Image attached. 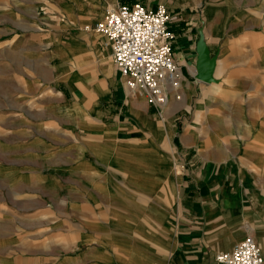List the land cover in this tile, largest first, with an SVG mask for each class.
Masks as SVG:
<instances>
[{
  "label": "crops",
  "instance_id": "obj_1",
  "mask_svg": "<svg viewBox=\"0 0 264 264\" xmlns=\"http://www.w3.org/2000/svg\"><path fill=\"white\" fill-rule=\"evenodd\" d=\"M129 1L153 9L164 4L171 14L183 100L168 111L169 123L185 117L190 102L192 127L206 111V120L226 129L222 140L198 135L201 146H191L200 151L209 141L219 161L237 141L246 162L237 169L230 162L197 172L188 168L181 182L169 172L171 194L158 213L159 219L165 216L173 203L176 231L167 264H219L218 252L248 237L264 255V0ZM115 6L116 0H0V180L7 184L0 192L5 189L6 198L13 190L29 200L33 195L22 193L23 186L49 183L67 190L64 205L70 209L96 207L98 196L112 199L115 174L133 173L134 156L123 154L131 162L123 164L118 151L164 149L167 130L145 95L127 88L106 37L85 29ZM42 8L45 16L39 15ZM200 28L211 56H217L211 83L195 77ZM253 34L260 46L253 44ZM254 47L257 55L248 56ZM236 127L243 129L237 133ZM223 142L229 148L221 149ZM150 155H142L146 179L136 186L155 199L160 183L147 179ZM39 168L52 171L47 181L38 178ZM59 174L66 176L62 184Z\"/></svg>",
  "mask_w": 264,
  "mask_h": 264
},
{
  "label": "rangeland",
  "instance_id": "obj_2",
  "mask_svg": "<svg viewBox=\"0 0 264 264\" xmlns=\"http://www.w3.org/2000/svg\"><path fill=\"white\" fill-rule=\"evenodd\" d=\"M39 15H46L45 8L40 9ZM256 36L258 34H253L251 40L255 46L256 44L260 46L261 41ZM256 49L257 47H254L247 51L248 56L257 55ZM178 65L181 81V67ZM181 84L182 82L179 83L174 100L171 98V92L168 93V101L164 107L157 109L150 105L159 125L165 126L168 139L167 142H163L164 149L161 151L152 147L145 148L146 152H151L150 157L161 158L158 163H155L157 161L154 157L150 158L153 162L150 161L151 174L147 178L160 183L157 198H145L143 191L136 186L137 181L146 179L141 170L142 155L145 152L141 146L134 152L123 150L116 153L119 161L123 159L125 162L123 164L131 163L128 157L124 158L125 155L130 153L134 156L133 173L119 176L115 174L118 180L110 181L112 199L104 200L98 196L100 201L96 207L86 205L78 211L70 209L64 205V197L68 196L67 190L57 191L49 183L36 187L27 184L23 186L22 193L30 192L33 195L29 200L26 196L21 198L13 190L9 191V198H6L8 192L4 189L0 192V264H167L176 231L173 203L166 208L165 216L161 215L160 219L158 212L171 194L169 172H172L173 176L175 173L179 174L181 182V176L188 168H194L197 172L207 166L218 168L220 162L224 167L230 162L229 166L236 169L240 165H246L241 154L244 150L239 142H232V150H221L224 154L220 156L219 161L212 155L214 145L209 141L203 144L200 151L191 146H201L198 135L207 140L210 134H214L222 140L223 135H226V129L213 125L215 122L211 123V120H206L204 116L206 111H201L203 117L199 118V125L196 128L192 127L194 109L191 110L193 105H190V102L187 104V115L169 123L168 111L172 109L174 103L183 100L180 93ZM221 89H218L219 93L223 92ZM208 121L210 125L207 124ZM240 128L232 130L238 133ZM251 131L250 128L246 130L248 134H251ZM160 134L162 138L164 132ZM219 146L224 149L229 148L230 144L223 142ZM152 150L157 153H153ZM3 162L4 160H0V163ZM171 162L174 164L171 165L172 168ZM119 163L115 164L118 166ZM39 171L38 178L41 181L45 182L50 178L52 171L42 168H39ZM59 175L62 184V179L66 176ZM129 182L133 188L128 186ZM1 185L6 187L7 184L1 183L0 180ZM161 258L165 259L164 263H160Z\"/></svg>",
  "mask_w": 264,
  "mask_h": 264
},
{
  "label": "built area",
  "instance_id": "obj_3",
  "mask_svg": "<svg viewBox=\"0 0 264 264\" xmlns=\"http://www.w3.org/2000/svg\"><path fill=\"white\" fill-rule=\"evenodd\" d=\"M171 14L164 4L149 8L141 2L116 0V6L94 26L112 49V59L131 92H142L147 102L161 109L168 91L178 89L179 65L173 57L175 34ZM219 264H263L264 255L253 238L248 237L231 251L218 252Z\"/></svg>",
  "mask_w": 264,
  "mask_h": 264
},
{
  "label": "water",
  "instance_id": "obj_4",
  "mask_svg": "<svg viewBox=\"0 0 264 264\" xmlns=\"http://www.w3.org/2000/svg\"><path fill=\"white\" fill-rule=\"evenodd\" d=\"M198 58L196 62L195 77L203 82H215L214 73L217 65V56H211L210 49L206 43L203 28L199 29V40L197 43Z\"/></svg>",
  "mask_w": 264,
  "mask_h": 264
},
{
  "label": "bare ground",
  "instance_id": "obj_5",
  "mask_svg": "<svg viewBox=\"0 0 264 264\" xmlns=\"http://www.w3.org/2000/svg\"><path fill=\"white\" fill-rule=\"evenodd\" d=\"M181 82V81H180ZM177 90L178 89H171V98L174 100V97H175V95H176V93H177ZM237 142V141H236ZM240 143V142H239ZM169 146H170V144H169ZM239 150V149H238ZM170 156V155H169ZM173 163L171 162V164H170V166L172 165ZM174 165V164H173ZM171 168H172V166H171ZM173 176V175H172ZM145 184V183H144ZM171 198V197H170ZM176 200V199H175ZM172 202V201H171ZM159 213V212H158ZM164 260L165 259H163V258H161V261H160V263H164ZM93 263V262H92Z\"/></svg>",
  "mask_w": 264,
  "mask_h": 264
}]
</instances>
